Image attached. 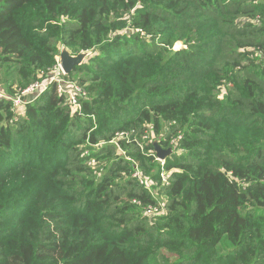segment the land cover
<instances>
[{"label": "trees", "instance_id": "16d2710c", "mask_svg": "<svg viewBox=\"0 0 264 264\" xmlns=\"http://www.w3.org/2000/svg\"><path fill=\"white\" fill-rule=\"evenodd\" d=\"M62 48L91 52L68 75L85 118L54 85L21 114L0 99V264H264V0H0L5 95ZM145 128L176 151L158 172L94 147Z\"/></svg>", "mask_w": 264, "mask_h": 264}, {"label": "built area", "instance_id": "2783aa9c", "mask_svg": "<svg viewBox=\"0 0 264 264\" xmlns=\"http://www.w3.org/2000/svg\"><path fill=\"white\" fill-rule=\"evenodd\" d=\"M44 76L45 78H42ZM51 85H54L57 95L65 99L66 104L71 110L70 113L71 115H75L77 117H82V118L86 117V115H84L83 113L82 106H83V100L87 99V93L83 86L70 80L68 78V75H65V73L63 72V70L59 65L58 56L55 57V65L51 70L48 71L47 74L44 75L43 73H40L38 80L31 83L25 89L19 90L14 98H9L7 95H5V93H3V91L0 90V99H6L11 101L13 105L11 111L14 113H18L21 112L23 106L26 105V103L22 101V97L32 95L36 99L40 95H42L45 91H47ZM222 92L223 91L221 90V94ZM92 119L94 118L92 117ZM134 134H135L134 130L117 132L115 133L113 139L109 143L111 145H114L117 148V150H121L120 148L121 142H124L125 144H134L140 149L141 152L146 154L147 151L145 149L146 145H148L149 143L152 144L151 140L153 139V137L156 140L154 133H152V130H150V128H145V131L142 134H140L138 138L132 139V136ZM170 144L171 145L174 144V140H172ZM87 155L88 152L84 151L81 157H86ZM155 159L159 160L161 164L165 163V160H160L159 158L156 157ZM86 165L93 171L94 175H98V176L100 175L102 170L98 168V164L96 160L90 158L87 160ZM161 168L163 169V167ZM169 173L170 172L162 171V173L160 174V183H162L163 186L165 185L168 186L169 184L168 182V178L170 176ZM131 176L132 178L136 179L140 185L145 187L154 196V191L152 189L151 183L148 182V180L139 172L137 167L135 172ZM136 204L140 205L139 202H136ZM163 205L164 204H158V205L146 207L145 209L146 215L162 214Z\"/></svg>", "mask_w": 264, "mask_h": 264}, {"label": "rangeland", "instance_id": "374dc122", "mask_svg": "<svg viewBox=\"0 0 264 264\" xmlns=\"http://www.w3.org/2000/svg\"><path fill=\"white\" fill-rule=\"evenodd\" d=\"M182 48H184L182 45H181V43H177V44H175V46L173 47V50L174 51H177V50H179V49H182ZM69 52V51H68ZM81 53H86V52H81ZM87 53H90V55H89V57L91 56V52H87ZM59 57V56H58ZM88 57V58H89ZM88 58L83 62V63H86L87 61H88ZM70 80H72V81H74V82H76V78H71ZM77 83V82H76ZM221 90L223 91L222 92V94H220V96H219V99H222V95H223V93L225 94V88H224V86H221ZM20 114H21V112H20ZM135 131V130H134ZM145 131V129L143 130V132ZM143 132H138V131H135V134L132 136V139L133 138H138L139 137V135L141 134V133H143ZM175 141V140H174ZM110 142V141H109ZM109 142H104V141H101L98 145H95L94 147L97 149V148H99L100 147V149H102V148H104V147H107V146H109L110 145V143ZM151 142H152V144L151 143H149L148 145L150 146V145H152V147H153V143L154 142H157L158 144H159V142H158V140L156 139H154V137H153V139L151 140ZM147 146V145H146ZM161 147V146H160ZM120 148H121V145H120ZM162 149H164V150H166V148H163V147H161ZM171 149V148H170ZM116 151H117V155L118 156H121V157H124L125 159H127L128 161H129V158L127 157V154H126V151L125 150H117L116 149ZM174 153H176V151H174V150H172L171 149V156L174 154ZM141 154L142 155H144V156H147V157H149V158H151L152 159V163H154V164H156V166H155V168L152 170V173L153 172H155V171H159V169L161 168V167H164V165H165V163L164 164H161V162L159 161V160H156L155 159V157L157 158V156H156V153H155V151H154V149H149V151L147 150L146 151V154H144L143 152H141ZM150 155V156H149ZM94 159V158H93ZM167 159V158H166ZM166 159H165V161H166ZM94 160H96V159H94ZM96 162H97V160H96ZM97 164H98V168L99 169H101L102 171H104V167H105V165H104V163H100V162H97ZM134 167V170H136V165H134L133 166ZM138 168V167H137ZM139 170V169H138ZM101 171V172H102ZM140 172V171H139ZM101 174V173H100ZM151 175H148V176H145L146 177V179L148 180V182H150L151 183V185H152V187H153V189H154V185L155 184H158L157 182H154V183H152V181H151V177H150ZM96 177V176H95ZM99 177L100 176H97L96 177V179L98 180L99 179ZM164 177H165V175H164ZM160 188L158 189V187L156 188V190H157V192L158 191H160V189L163 187V184L161 183V185L159 186ZM154 198H155V205H158V204H163L164 202H165V197H164V195H162L160 192H158V194H156V195H154Z\"/></svg>", "mask_w": 264, "mask_h": 264}, {"label": "water", "instance_id": "95a60500", "mask_svg": "<svg viewBox=\"0 0 264 264\" xmlns=\"http://www.w3.org/2000/svg\"><path fill=\"white\" fill-rule=\"evenodd\" d=\"M90 53H79L77 55H72L66 48H62L59 53V65L65 75H70L74 68L79 67L83 62L89 57ZM35 100L32 95L22 97V101L29 104ZM153 148L156 153L157 158L160 160H165L171 155V149H162L157 142L153 143Z\"/></svg>", "mask_w": 264, "mask_h": 264}]
</instances>
